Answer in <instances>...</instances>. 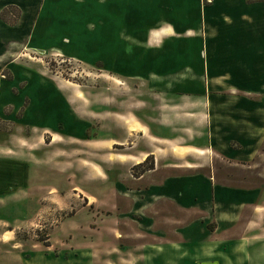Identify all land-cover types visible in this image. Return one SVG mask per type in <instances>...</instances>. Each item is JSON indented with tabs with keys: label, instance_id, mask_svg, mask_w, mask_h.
I'll list each match as a JSON object with an SVG mask.
<instances>
[{
	"label": "crops",
	"instance_id": "0c3cea01",
	"mask_svg": "<svg viewBox=\"0 0 264 264\" xmlns=\"http://www.w3.org/2000/svg\"><path fill=\"white\" fill-rule=\"evenodd\" d=\"M21 5L6 0L0 13ZM41 6L36 17L47 18L54 6L56 20L88 22L93 60L128 83L146 85L131 125L123 112L118 133L114 109L106 107L104 132L86 139L126 146L122 159H108L117 166L96 182L106 185L107 198L120 200L109 209L112 220L135 229L121 234L99 218L91 241L97 261L133 255L135 264H264V0H42ZM24 9L17 24H0L18 30ZM36 19L26 21L40 33ZM3 71L0 98L7 88L17 93L0 104V120L16 127L0 133L1 156L35 134L43 143L48 134L49 144L81 140L92 121L76 102L50 92L36 67L12 61ZM149 156L153 169L134 177L131 169ZM29 166L20 155L0 157L7 181L29 179ZM29 181L15 191L30 188ZM133 235L146 240L115 247L135 243Z\"/></svg>",
	"mask_w": 264,
	"mask_h": 264
},
{
	"label": "rangeland",
	"instance_id": "374dc122",
	"mask_svg": "<svg viewBox=\"0 0 264 264\" xmlns=\"http://www.w3.org/2000/svg\"><path fill=\"white\" fill-rule=\"evenodd\" d=\"M5 1L0 0V7ZM22 3L23 6L19 8H25L24 11L28 9V15L24 13L23 25L18 30L0 24V79L6 75L4 65L12 61L36 67L45 75L46 86L51 88L49 91L61 90L65 93L72 100L71 104L76 102V109L83 119L91 120L92 124L90 121L84 124L86 129L80 141L55 138L60 139V142L49 144L48 134L43 136L44 143L38 142L37 134H32L30 144L20 145L0 155L4 158L20 155L33 164L28 170L31 177L21 182L19 179L7 181L0 174V179H4L3 184L0 182V191L4 194L0 196V264H135L133 255L127 256V259L118 255L111 261H106V257L97 261L95 242L91 246L96 227L100 224L99 218L117 226V232L121 234H135L134 227L125 224L124 219L118 223L112 220L109 209L115 202L121 204L120 200L107 198L103 194L106 185L96 182L97 177L106 179V170L111 172L112 167L117 166H113L108 159H122L118 154H122L126 146L115 144L106 148L104 142L92 144L86 139H90L96 131L104 132L106 107L114 109L111 114L118 119L115 124L118 133L122 131L123 112L128 118L123 119L126 125H131L129 122L133 119H129L130 113L136 108L133 105L136 99H140V93L143 94L141 91L146 90V85L128 83L121 75L108 72L104 61L93 60L97 46L88 36V22L56 20L60 10L54 6L50 7L49 16L42 19L39 14L42 0H22ZM10 11L8 18L13 21L16 11ZM71 12L74 13V9ZM34 18H37L40 33L28 25L27 21L33 22ZM15 24L17 21L12 25ZM80 26L87 31H82ZM44 33L45 39L41 37ZM98 49L104 60V48L101 51L99 45ZM7 90L10 97L17 93L11 88ZM9 95L3 92L0 104ZM14 126L13 122L0 120V133L15 132ZM26 134H29V130ZM42 156L44 159H41ZM28 181L30 188L22 192L15 191ZM89 193L94 196L98 194L99 201L92 199ZM133 238L135 243L127 240L111 243L115 247L130 244L135 247L136 242L146 240L136 235ZM101 241L103 243H98L105 249L106 240Z\"/></svg>",
	"mask_w": 264,
	"mask_h": 264
},
{
	"label": "trees",
	"instance_id": "16d2710c",
	"mask_svg": "<svg viewBox=\"0 0 264 264\" xmlns=\"http://www.w3.org/2000/svg\"><path fill=\"white\" fill-rule=\"evenodd\" d=\"M13 9L16 11V16L14 17V20L11 21L8 18V14L11 12L10 10H13ZM19 15H20V10L17 7L10 6V7L5 8L0 13V19L9 25H12L17 21ZM153 167H154L153 157L149 156L146 158V160L144 162H142L138 165H135L131 169V172H132L134 177H139V176L143 175L145 172L152 170Z\"/></svg>",
	"mask_w": 264,
	"mask_h": 264
}]
</instances>
